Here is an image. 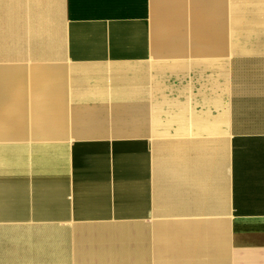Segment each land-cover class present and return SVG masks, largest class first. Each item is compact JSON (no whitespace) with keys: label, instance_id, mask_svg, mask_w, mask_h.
<instances>
[{"label":"crops","instance_id":"crops-1","mask_svg":"<svg viewBox=\"0 0 264 264\" xmlns=\"http://www.w3.org/2000/svg\"><path fill=\"white\" fill-rule=\"evenodd\" d=\"M0 264H264V0H0Z\"/></svg>","mask_w":264,"mask_h":264}]
</instances>
